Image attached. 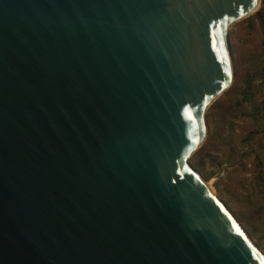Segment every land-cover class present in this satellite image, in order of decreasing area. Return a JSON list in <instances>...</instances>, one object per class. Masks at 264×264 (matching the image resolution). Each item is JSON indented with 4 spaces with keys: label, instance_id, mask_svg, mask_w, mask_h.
<instances>
[{
    "label": "water",
    "instance_id": "obj_1",
    "mask_svg": "<svg viewBox=\"0 0 264 264\" xmlns=\"http://www.w3.org/2000/svg\"><path fill=\"white\" fill-rule=\"evenodd\" d=\"M262 0H0V264H264L190 163Z\"/></svg>",
    "mask_w": 264,
    "mask_h": 264
},
{
    "label": "rangeland",
    "instance_id": "obj_2",
    "mask_svg": "<svg viewBox=\"0 0 264 264\" xmlns=\"http://www.w3.org/2000/svg\"><path fill=\"white\" fill-rule=\"evenodd\" d=\"M264 4L235 23V78L207 110L208 135L190 163L264 254Z\"/></svg>",
    "mask_w": 264,
    "mask_h": 264
},
{
    "label": "bare ground",
    "instance_id": "obj_3",
    "mask_svg": "<svg viewBox=\"0 0 264 264\" xmlns=\"http://www.w3.org/2000/svg\"><path fill=\"white\" fill-rule=\"evenodd\" d=\"M206 186L212 191V193L216 196V193L211 185V182H206L204 181ZM247 233V232H246ZM248 234V233H247ZM249 236V235H248ZM250 238V237H249ZM250 241L253 243V245L256 247V249L259 251V253L261 254V256L263 257L264 259V254L257 248V246L254 244V242L252 241V239L250 238Z\"/></svg>",
    "mask_w": 264,
    "mask_h": 264
},
{
    "label": "trees",
    "instance_id": "obj_4",
    "mask_svg": "<svg viewBox=\"0 0 264 264\" xmlns=\"http://www.w3.org/2000/svg\"><path fill=\"white\" fill-rule=\"evenodd\" d=\"M264 4V0H262V5ZM262 27L264 28V22H262Z\"/></svg>",
    "mask_w": 264,
    "mask_h": 264
}]
</instances>
